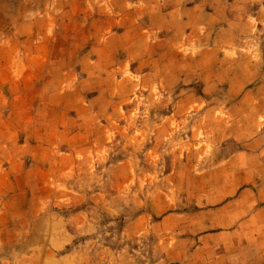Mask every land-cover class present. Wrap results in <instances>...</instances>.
I'll use <instances>...</instances> for the list:
<instances>
[{
	"label": "crops",
	"instance_id": "crops-1",
	"mask_svg": "<svg viewBox=\"0 0 264 264\" xmlns=\"http://www.w3.org/2000/svg\"><path fill=\"white\" fill-rule=\"evenodd\" d=\"M261 28L264 0H0L3 231L13 232L14 200L20 210L26 204L16 180L30 179L31 154L44 175L52 164L77 171L109 151L112 131L120 134L114 126L126 123L115 113L133 94L197 89L196 103L177 101L172 110L201 108L189 124L202 134L181 139L236 145L204 154L195 170L202 187L184 198L187 209L152 221L169 223L162 264H264V55L254 36ZM256 77L263 81L252 85ZM145 135L152 154L170 139Z\"/></svg>",
	"mask_w": 264,
	"mask_h": 264
},
{
	"label": "rangeland",
	"instance_id": "rangeland-1",
	"mask_svg": "<svg viewBox=\"0 0 264 264\" xmlns=\"http://www.w3.org/2000/svg\"><path fill=\"white\" fill-rule=\"evenodd\" d=\"M254 36L258 54L264 55V28L255 29ZM261 81L256 77L251 84ZM198 96L197 89L190 94L169 92L152 97L133 94L115 113V117L126 120L121 128L114 126L122 140L113 130L109 151L91 156L88 165L77 171L70 167L62 173L59 165L52 164L54 171L44 175L40 171L42 159L31 154L26 160L32 169L30 179L25 174L16 180L18 186L25 184L21 191L26 194V204L20 210V197L14 200L18 211L9 222L12 233L7 234L3 231L6 226H0V264H162L166 256L162 230L169 223H152L167 213L187 209L184 198L191 191L197 194L202 187V174L195 170L204 154L225 152L236 145L181 139L190 131L202 134L198 124H189L201 108L181 115L172 107L177 101L194 103ZM150 100L159 106L150 107ZM184 117L189 119L185 124ZM152 131L170 136L160 139L157 154L146 149L151 142L145 134ZM134 134H143L142 142ZM184 160L189 162L187 167ZM182 222L179 218L175 224ZM175 245L182 249L183 243ZM171 255L182 258L181 252Z\"/></svg>",
	"mask_w": 264,
	"mask_h": 264
}]
</instances>
